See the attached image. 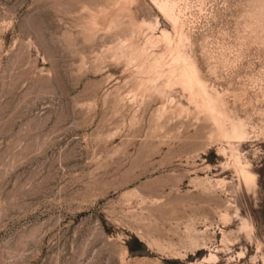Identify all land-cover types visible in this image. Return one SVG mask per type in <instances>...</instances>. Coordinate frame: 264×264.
Listing matches in <instances>:
<instances>
[{
	"label": "rangeland",
	"instance_id": "1",
	"mask_svg": "<svg viewBox=\"0 0 264 264\" xmlns=\"http://www.w3.org/2000/svg\"><path fill=\"white\" fill-rule=\"evenodd\" d=\"M173 1L223 129L154 0H0V264H264V0Z\"/></svg>",
	"mask_w": 264,
	"mask_h": 264
},
{
	"label": "bare ground",
	"instance_id": "2",
	"mask_svg": "<svg viewBox=\"0 0 264 264\" xmlns=\"http://www.w3.org/2000/svg\"><path fill=\"white\" fill-rule=\"evenodd\" d=\"M154 2L159 12L163 15V19L166 21L167 24H169V26L175 32V35L177 37V41H173L174 39H172L171 32L166 27L162 29L160 28V34H155L156 36H152V38L149 39V42L151 44L164 43L169 49L173 47V51L170 52L171 61L168 68L169 70L167 71V85L181 86L182 89L188 93L189 98L195 103L198 108L205 110L211 116L212 119H215L219 116L220 125L218 126L220 129H223L224 113L219 110L220 94L217 93L216 96L211 94L208 89L207 83H205V81L200 76V71L198 70L196 63L181 49L182 42L184 39H187V35L184 33L183 30L184 24L181 19L182 13L180 6H178V3L173 0H154ZM182 11L184 12V10ZM158 24L159 22L157 21V27ZM148 27L152 28V25L148 24ZM174 42L176 43L175 45ZM160 57L161 60L159 61V63H162L164 60V56L161 55ZM226 138L233 141L241 142L245 138V131L232 122L231 134L226 135ZM234 161V166L238 174L241 176L243 180L242 182H244L246 186L254 185L256 181L255 174H253L248 169L245 163L240 161L239 156H236ZM212 253L209 255V258L213 257Z\"/></svg>",
	"mask_w": 264,
	"mask_h": 264
}]
</instances>
